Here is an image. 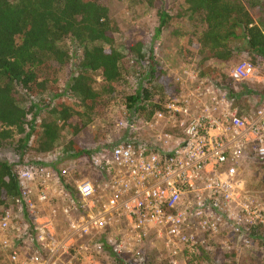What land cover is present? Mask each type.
<instances>
[{"label":"built area","instance_id":"2783aa9c","mask_svg":"<svg viewBox=\"0 0 264 264\" xmlns=\"http://www.w3.org/2000/svg\"><path fill=\"white\" fill-rule=\"evenodd\" d=\"M190 62L171 77L179 92L162 111L121 122L122 138L88 149L102 183L71 178L42 159L13 163L21 200L0 210V247L10 263L92 264L104 245L119 256L149 234L174 258L194 254L205 235L223 228L246 249L264 238L257 230L264 229V205L246 183L248 168L264 164V86L246 114L226 87ZM260 65V58L256 65L243 60L224 71L237 97L250 96ZM16 214L26 224L16 226ZM27 239L35 249L21 256L16 243Z\"/></svg>","mask_w":264,"mask_h":264},{"label":"trees","instance_id":"16d2710c","mask_svg":"<svg viewBox=\"0 0 264 264\" xmlns=\"http://www.w3.org/2000/svg\"><path fill=\"white\" fill-rule=\"evenodd\" d=\"M138 1L157 11L154 37L168 31L178 41L188 39L196 51L188 56L200 76L217 81L239 102L224 71L242 53L254 65L258 58L264 63V0H182L175 17L165 7L169 0ZM181 26L191 30L189 38ZM67 41L80 49L77 60L63 47ZM114 43L105 1L0 0V149H10L20 160L30 151L49 154L57 148L81 158L99 136L89 125L110 107L123 108L129 121H148L162 111L165 99L179 92L167 69L142 52V42L130 43L126 55ZM71 63L60 92L59 79ZM130 72L139 77L137 84L126 80ZM44 96L49 101H42ZM17 200L15 165L0 160V210ZM197 252L194 259H209L203 248ZM226 253L222 258L231 257Z\"/></svg>","mask_w":264,"mask_h":264},{"label":"rangeland","instance_id":"374dc122","mask_svg":"<svg viewBox=\"0 0 264 264\" xmlns=\"http://www.w3.org/2000/svg\"><path fill=\"white\" fill-rule=\"evenodd\" d=\"M102 1H105L108 5L110 18L114 23V48L121 52V54L126 55L127 46H129L130 43L142 42V52L145 54H152L162 66L167 68L168 74L171 77H173V75L175 76L176 71L181 72L183 67L190 65L189 62L193 59L189 56H191V54L194 55L196 51L195 47H193V43H191L192 46L187 44L189 42H187L188 39L183 38L181 41H178L174 39L168 31H164L159 38L154 37V30L158 25L157 11L155 8H148L144 3L138 0ZM182 5V0H169L168 3L165 4V7L167 11H170L175 17ZM182 16L184 17L183 20L186 21L187 16ZM172 21L176 22V19ZM173 25H175V23H173ZM181 29H183L182 32L186 33L184 35L186 36L185 38H189L188 34H190L191 30L186 26H181ZM63 47L74 52V59L77 60V58L80 57V49L73 47L70 42L67 41ZM106 49L108 50V48ZM243 60L250 61L249 58L247 59L245 55L242 54V56L235 62H232L227 69ZM130 61H128V65L131 64ZM74 64L75 63L69 64V67L63 70L57 85L60 92L65 90L69 77L68 75ZM227 69H225V71ZM256 75H259L261 80L259 82L254 81L256 79H253V76L251 79L252 83L249 82L248 84L250 91L257 90L260 88L258 87L259 84H264V78H262L264 77V67L260 65ZM126 80L130 85H133L137 84L140 79L137 75L134 77L130 72ZM97 82H100L99 77ZM238 89L241 90V86ZM261 99V96H259V98L244 96L237 102V105L241 110L245 111L246 114H250L254 112V108ZM41 100L47 102L49 101V97L44 96ZM126 120L127 115L121 107H110L103 118L95 119L89 127L91 130L96 131L100 137L98 136V139L94 143L87 144L89 150L96 146L113 144L115 141L122 138L126 131L121 128L120 123L126 122ZM57 152L61 153V160L55 163ZM41 159L44 160L43 162L49 167L52 166L57 170L68 171L71 178L73 177L74 179L77 178V175H82L81 177H90L98 182L102 179L101 176L90 167L87 156L81 158H67L65 154L62 153V149L57 148L49 154H38L34 151H30L20 161L19 155L14 154L10 149H0V160L12 164L16 163V161L21 162L20 164L30 161L38 162ZM247 175L246 183L248 188L255 192L258 199L264 205V164L251 165L250 168H248ZM102 182L103 180L100 183ZM16 216L17 219L14 223H17V226L19 225L18 220L21 221V218L17 214ZM118 229L113 230L111 235L117 234ZM259 232H263L264 235V231L259 230ZM204 237H206L204 238L205 240L208 239L210 242L207 244H198L197 247L204 249L209 256L207 260L203 258L200 260L194 259V254H199L197 251L194 254H187V252H184L182 256L174 258L160 239L155 240L154 234H149L148 242L139 245H129L128 253L118 252L117 254H119V256L115 255L111 246L104 245L101 254L97 256V259L92 264H264V238L261 239L259 237L254 239L252 246L246 249L244 245L236 242V237L234 238L233 234L230 233L227 228H223L222 232L216 237L207 238V235ZM223 252H227L226 254H229V256L231 255V257L228 259L222 258L221 254Z\"/></svg>","mask_w":264,"mask_h":264},{"label":"crops","instance_id":"0c3cea01","mask_svg":"<svg viewBox=\"0 0 264 264\" xmlns=\"http://www.w3.org/2000/svg\"><path fill=\"white\" fill-rule=\"evenodd\" d=\"M242 54H244V53H242ZM245 55V57L248 59L249 57L246 55V54H244ZM255 77V76H254ZM262 78H264V77H262ZM253 79H256V80H254V81H257V82H259L260 80H261V77L259 76V75H256V78H253ZM251 83H252V81H251ZM263 86H264V84H259V86L258 87H260V88H258L257 90L255 89V90H253V91H249L248 93L250 94V96H252L253 98H259V96L261 95V94H263V92L262 91H260L262 88H263ZM256 101H257V99H256ZM96 147H99V146H96ZM89 149V148H88ZM66 156V155H65ZM67 158H70V157H68V156H66ZM19 216V215H18ZM20 218H21V216H19ZM22 222H24V224H26V222H25V220H23L22 218H21V221L20 220H18V223H20L21 224V226H23V223ZM10 235V234H9ZM13 235V234H12ZM11 236V235H10ZM208 237V236H207ZM216 237V236H215ZM12 238H13V236H12ZM232 240V239H231ZM16 241H18V240H16ZM213 241H215V240H213ZM201 242L202 243H205V244H207L208 242H210L208 239L207 240H205V239H203V240H201ZM20 242H18V243H16L17 244V249H18V251H20V254H21V256H25V254H27V253H29V251H34V246H32V245H30V241L27 239L26 241H24L23 242V244H19ZM22 243V242H21ZM0 264H12V263H10V261H9V259H7L6 258V256H5V252L1 249V247H0Z\"/></svg>","mask_w":264,"mask_h":264}]
</instances>
